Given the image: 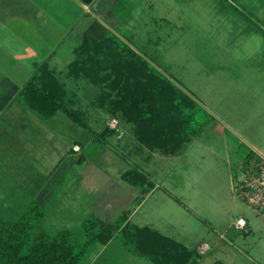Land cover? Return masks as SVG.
<instances>
[{"label": "rangeland", "instance_id": "obj_1", "mask_svg": "<svg viewBox=\"0 0 264 264\" xmlns=\"http://www.w3.org/2000/svg\"><path fill=\"white\" fill-rule=\"evenodd\" d=\"M123 1L125 14L118 24L109 23V33L100 30L88 39L89 45L79 35L76 46H58L63 50L59 60L51 61L67 87L65 104L85 116L90 127L63 111L51 119L42 118L49 127L44 148L38 133L26 140L20 131L27 129H21V124L8 126L0 121V225L25 219L31 225L28 244L42 231L52 235L72 230L73 241L86 249L78 264H155L126 250L120 238L103 249L89 242L99 225L84 223L88 207L106 189L130 186L117 177L119 167L127 164L148 171L161 186L137 208L129 223L154 227L197 248V264H264V215L238 197L234 187L242 158L252 151L264 152V0ZM70 31L63 32V39ZM110 33L196 100L189 129L192 140L183 144L179 155L153 157L144 147L143 151L133 148L137 123L126 115L124 126L114 128L123 131V138L105 132L103 145L99 136H92V131L106 130L101 107L108 104L103 91L109 89L87 77L71 76L67 66L71 57L81 59L92 50L93 39ZM69 47L77 52L69 54ZM115 49L123 51L121 46ZM106 72L111 77L117 74L115 68ZM72 89H79V94ZM131 91L122 99L141 93ZM157 109L155 126L180 131L167 107L161 104ZM34 125L28 129L37 130ZM73 140L79 141V147ZM70 147L73 153L65 157ZM108 148L123 156L124 162ZM55 166L58 169L53 172ZM66 167L71 168L69 173L64 172ZM32 201L39 203L35 211ZM135 205L130 203L125 212L131 214ZM37 209L45 215L38 216ZM120 216L110 213L109 223L117 225ZM240 216L249 222L247 228H237ZM205 242L209 248L202 252L198 244Z\"/></svg>", "mask_w": 264, "mask_h": 264}, {"label": "trees", "instance_id": "obj_2", "mask_svg": "<svg viewBox=\"0 0 264 264\" xmlns=\"http://www.w3.org/2000/svg\"><path fill=\"white\" fill-rule=\"evenodd\" d=\"M92 45V50L83 58L70 64L69 74L87 77L101 86L106 85L109 90L103 98L109 100L107 106L110 112L115 116L122 113L137 123L135 135L143 145L166 154L179 155L183 144L192 140L189 129L195 115L193 110L197 106L194 97L175 80L154 67L145 56L131 49L117 34L110 33L103 39H93ZM115 46L118 50L121 46L123 51H117ZM103 55L107 57L104 60ZM113 68L117 70V74L111 77L112 73L106 70ZM66 89L65 82L50 68L49 63L43 62L23 87L20 96L42 117H50L63 111L76 122L85 125L80 112L65 104ZM132 89H140L141 93L125 98L127 100L122 99ZM114 96L118 98L115 99ZM161 104L170 110L169 114L175 115L180 131L154 125L155 116L158 115L157 108ZM105 132L108 131L96 136L105 141ZM125 178L134 184L149 182L148 177L138 170L127 172ZM38 206L39 203H35L32 210L35 211ZM37 215L42 216L43 213L38 210ZM99 224L102 228L89 241L107 243L117 231L129 251L146 257L155 264L199 262L200 253L196 250L155 228L129 223L125 211L117 225ZM30 228V223L25 219L0 225V264H78L85 253V246L79 248L72 240V232L69 230H61L56 235L42 232L28 244L31 238Z\"/></svg>", "mask_w": 264, "mask_h": 264}, {"label": "crops", "instance_id": "obj_3", "mask_svg": "<svg viewBox=\"0 0 264 264\" xmlns=\"http://www.w3.org/2000/svg\"><path fill=\"white\" fill-rule=\"evenodd\" d=\"M123 4H125L123 0H0V121L8 126L21 124V129H27L20 131L21 137L26 140L31 138L30 136H33L32 134L38 133V142H40V145L43 143L42 147L46 148L43 140L46 139V133L48 132L47 129L49 127H47L42 121V118L51 119L55 117L59 111L50 117H42L21 99V90L33 77L38 67L43 62H48L50 68L57 72V67L55 66V68H53L51 61H54V59L59 60V51H61L62 48L57 49L58 46L64 45L65 48L72 45L76 46L75 40H78L76 37L79 35L83 40L87 38V45H89L88 39L92 36L96 37L95 34L99 33L100 30L106 29L105 31L109 33V23L118 24L122 15L125 14L123 12V7H125ZM115 6H118L116 12L112 9H115ZM114 12L117 15L116 17L115 15H112ZM117 20L118 23L116 22ZM67 30H71L69 33L70 35L63 39V32ZM67 49L69 50V54H71L72 51L73 53L77 52L76 48L70 49L69 47ZM69 60L70 61L67 66L68 70L70 64L76 61V57H71ZM56 74L58 75L59 73ZM71 91L78 95L80 90L72 89ZM103 93L105 95L108 94L104 91ZM102 105L103 104H99L100 107ZM106 106L107 105L102 106L103 108L101 107V110L105 114L104 121L107 122V127H104L106 129L104 131L113 133L118 138H123V131H120V128L114 129L118 124L121 126V123H123L124 126L125 120L123 118V114L115 116L110 112L108 106L107 108ZM8 114H13V117L9 118ZM81 117L85 125L79 124L85 127H90L91 124L88 122L87 118H84L85 116L83 117V115H81ZM58 120L59 121L57 122H61V119ZM32 124H35L34 126H36L37 130L28 129V127H32ZM92 133V136H96V134H98L97 131H92ZM94 138L92 137L93 141ZM133 138L135 140V143L132 145L133 148L136 146H138L139 149L144 147L143 150H146L145 152H148L150 156L153 157L158 156V154L162 157L171 156V154L163 155L164 153L161 154L158 150H153L145 145H142V143L137 139L135 133L133 134ZM78 142L77 140H73L74 145L79 147L80 144L78 145ZM100 143L105 145L106 140L101 141ZM66 147L68 148V146ZM67 148L65 149L67 150ZM71 150L72 149L70 147L65 157L71 154ZM105 150L102 151V154L106 152ZM143 150L140 149V151ZM107 151H109L111 155L117 157L122 163L124 162L125 158L119 153L114 152L109 148ZM261 153L264 154L262 151ZM134 168L128 166L127 164L124 167L123 165L119 167L117 177L125 180L130 184V186L126 187L118 184L116 185L117 188H108L103 191L98 198L92 201L91 206L88 207L89 209L86 213L88 218L84 223L95 221L96 223H109L108 216L110 213L119 212L121 215L130 203L136 202L134 211L131 214H128L129 220L137 208L144 201L155 194L156 189L161 186H159L151 174L143 168H139L140 170L138 171H142L143 174L148 177L149 182L134 184L125 178V174L131 170H135ZM57 169L58 166H55L53 172H56ZM70 169H67L66 167L64 168V172L69 173ZM104 169L106 171L105 173H107L108 169ZM60 173L63 172L60 171ZM32 205L33 201L30 206ZM44 215L45 212L43 216ZM239 218L246 219L243 216H240ZM248 225L249 222L247 221L246 228ZM98 228H102V226L99 224ZM62 230L71 231L73 240L74 232L72 230ZM116 238H120L117 231H115L112 238L107 243L97 241L89 242L99 243L102 245L100 249H103ZM198 246L202 252L209 248V244L207 242H205V245L200 243ZM124 248L128 250L125 246ZM196 249L197 248H195V250ZM132 254L135 253L132 252ZM135 255L139 256L137 254Z\"/></svg>", "mask_w": 264, "mask_h": 264}, {"label": "built area", "instance_id": "obj_4", "mask_svg": "<svg viewBox=\"0 0 264 264\" xmlns=\"http://www.w3.org/2000/svg\"><path fill=\"white\" fill-rule=\"evenodd\" d=\"M240 176L235 178V191L245 203L264 215V154L252 151L237 164ZM236 226L244 229L247 221L237 219Z\"/></svg>", "mask_w": 264, "mask_h": 264}]
</instances>
